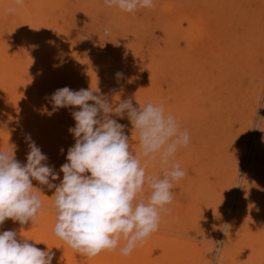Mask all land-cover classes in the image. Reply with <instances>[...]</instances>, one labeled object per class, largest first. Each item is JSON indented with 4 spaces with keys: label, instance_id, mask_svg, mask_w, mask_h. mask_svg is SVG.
Wrapping results in <instances>:
<instances>
[{
    "label": "rangeland",
    "instance_id": "rangeland-1",
    "mask_svg": "<svg viewBox=\"0 0 264 264\" xmlns=\"http://www.w3.org/2000/svg\"><path fill=\"white\" fill-rule=\"evenodd\" d=\"M153 5L129 13L105 0H24L8 13L14 0H0V151L14 149L26 164L29 134L58 185L79 109L48 115L57 89L91 87L113 104H162L189 142L168 164L157 157L146 170L162 175L179 164L185 172L173 182L159 230L129 255L121 240L115 250L82 256L54 234L55 189L33 180L42 191L39 222L6 219L0 232L51 249L52 264H209L216 248H223L217 264H264V0ZM112 118L138 154L127 116ZM150 191L145 184L141 196Z\"/></svg>",
    "mask_w": 264,
    "mask_h": 264
},
{
    "label": "clouds",
    "instance_id": "clouds-1",
    "mask_svg": "<svg viewBox=\"0 0 264 264\" xmlns=\"http://www.w3.org/2000/svg\"><path fill=\"white\" fill-rule=\"evenodd\" d=\"M23 3L14 0V6L6 11L14 12ZM105 4L129 13L154 6L153 0H105ZM47 99L52 105L48 115L61 108L79 109L71 113L75 126L69 132L75 143L59 169L63 178L58 185L54 183L60 179L59 173L46 163L47 156L29 134L26 164L15 159L14 149L0 151V225L6 219L21 225L39 222L42 191L33 186L35 180L55 189L53 231L69 247L93 258L102 251L115 250L123 240L121 254L129 255L159 230L160 213L172 202L173 182L185 175L179 164L166 168L162 175L148 176L146 170L157 157L168 164L177 149L189 142L187 131L180 130L162 104L138 103L136 107L132 98L113 104L91 87L72 90L65 86ZM113 115L127 116L137 133L138 154L130 148L126 126ZM145 184L151 189L146 199L141 196ZM17 236L14 230L0 232V264H52L55 252L41 250L29 243L30 239L18 240ZM222 249L216 248L209 264H217Z\"/></svg>",
    "mask_w": 264,
    "mask_h": 264
}]
</instances>
